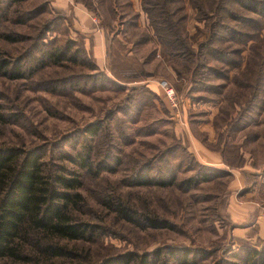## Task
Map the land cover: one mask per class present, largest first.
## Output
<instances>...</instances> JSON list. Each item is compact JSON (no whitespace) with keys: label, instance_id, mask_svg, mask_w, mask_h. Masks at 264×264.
Returning <instances> with one entry per match:
<instances>
[{"label":"rangeland","instance_id":"374dc122","mask_svg":"<svg viewBox=\"0 0 264 264\" xmlns=\"http://www.w3.org/2000/svg\"><path fill=\"white\" fill-rule=\"evenodd\" d=\"M74 1L102 31L101 66L91 55V38L56 0H0V61L21 60L24 71L18 80L0 72V146L41 149L46 162L78 177L75 192L84 201L74 212L96 227L92 239L65 245L82 264L128 255L146 257L149 264H182L173 254L187 256V264H260L264 240L235 230L251 219L237 209L242 204L264 216V96L258 101L262 108L254 107L251 91L237 83L240 70L229 71L220 54L215 60L206 50L226 55L229 47L227 55L237 61L233 51L243 46L225 42L233 36L226 27L215 28L220 23L244 32L222 12L227 3L242 12L235 0L169 4L187 47L184 55L157 24L160 8L154 7L162 0ZM261 23L246 48L264 43ZM58 47L84 64L42 68L33 59H46ZM248 53L241 55L246 59ZM166 89L173 91L172 103ZM101 125L91 137V128ZM85 146L91 150L88 168L77 157ZM143 164L152 175L176 171V185L134 186ZM204 174L208 181H198ZM187 180L194 184L189 190L183 187ZM106 201L129 206L134 221ZM143 215L165 220L167 227L146 226Z\"/></svg>","mask_w":264,"mask_h":264},{"label":"trees","instance_id":"16d2710c","mask_svg":"<svg viewBox=\"0 0 264 264\" xmlns=\"http://www.w3.org/2000/svg\"><path fill=\"white\" fill-rule=\"evenodd\" d=\"M14 1L23 2L25 0ZM172 2L173 0H162V4H155L154 8H160L157 24L159 25L158 22H160L169 31L172 45H175V48L178 45L179 47L176 49H179L184 55L187 47L180 38L179 26L176 21H171L173 13L168 6ZM149 3L148 0H143L144 5ZM233 4L242 12L228 9V3L226 7H223L222 12H224L225 18L239 23L244 32L240 30L236 32L231 26L220 25V23L215 28L226 27V33L228 35L231 33L233 36L225 42L243 46V48L233 51L237 56V61H233L230 54L227 55L229 47L225 50L226 55L220 50L215 51L208 47L206 48L209 52L207 56L213 54L209 58L216 60V54H220L229 71L240 70L242 82L237 83L244 91H251L249 97L252 100L250 102H253L255 107L259 105L258 103L264 96V43L260 42L257 45L251 43L248 48L246 45L248 42L254 41L256 35L263 28L261 21L264 20V0H235ZM197 8L200 11L199 7ZM143 10L152 16L147 8H143ZM246 14L252 17H248ZM151 22L156 27V22L152 17ZM251 23H253V27L250 26ZM252 30L257 32L254 36L248 33ZM58 48L46 59L44 56L40 58L33 56V59L42 68L48 63L59 65L65 61L79 66L84 64L83 61H78L75 56H68L70 49L67 47ZM244 49L249 50L246 59L241 55ZM21 62V60H1L0 72L11 80L22 79L24 71L20 67ZM11 68H14L13 72H10ZM251 76L252 80L249 82ZM258 84L262 86L258 88ZM257 107L262 108L261 105ZM93 128L89 134L91 137L96 136L102 129V125ZM90 155V148L85 146L82 154L77 156L81 158L82 166L85 168L91 166ZM151 170L143 164V177L139 176L134 186L170 188L176 185V171L167 169L165 175L161 176L158 173L152 175ZM64 172V170L46 162L41 149L0 146V264H82L79 262V254L68 248L66 242L92 239L96 226L75 214L74 209H79L81 202L84 201L82 195L75 192L81 183L78 177L67 176ZM208 178V174H204L198 181L207 182ZM193 185L192 180L183 183L186 190H189ZM104 205L111 207L112 211L127 221L133 222L135 219L129 206L123 205L120 201L115 204L106 201ZM143 221L146 226L152 228L167 227L165 220H159L149 215H143ZM173 256L175 259H179L182 264H187V256L181 255V257L175 256V254ZM138 260L139 264H149L146 257L140 259L129 255L112 260L107 259L101 264H131ZM260 264H264V258L260 260Z\"/></svg>","mask_w":264,"mask_h":264},{"label":"crops","instance_id":"0c3cea01","mask_svg":"<svg viewBox=\"0 0 264 264\" xmlns=\"http://www.w3.org/2000/svg\"><path fill=\"white\" fill-rule=\"evenodd\" d=\"M56 5L60 9H64L68 11L70 14L72 13L73 23H78L80 26V30H83L86 37L91 38L90 52L97 63L96 65L103 64L104 51H105V41L102 34V31L97 28V26L93 23V14L87 10L82 4L75 2L74 0H56ZM87 32H89L88 36ZM241 204V203H240ZM252 206L247 204H242L238 206V210H242V212H246L244 214V218L247 216L250 217V222L243 224L242 227L237 228L235 231H238V235L243 236L244 233L252 232L255 234V237L264 240V216L254 213L251 208ZM245 210V211H244ZM250 211L251 214H250Z\"/></svg>","mask_w":264,"mask_h":264},{"label":"built area","instance_id":"2783aa9c","mask_svg":"<svg viewBox=\"0 0 264 264\" xmlns=\"http://www.w3.org/2000/svg\"><path fill=\"white\" fill-rule=\"evenodd\" d=\"M165 93H166V96L167 98L169 99V101H171V103L173 102L174 100V94H173V91L172 90H165Z\"/></svg>","mask_w":264,"mask_h":264}]
</instances>
